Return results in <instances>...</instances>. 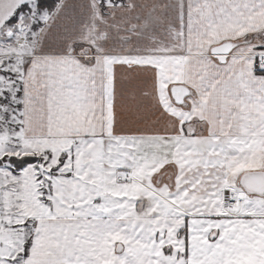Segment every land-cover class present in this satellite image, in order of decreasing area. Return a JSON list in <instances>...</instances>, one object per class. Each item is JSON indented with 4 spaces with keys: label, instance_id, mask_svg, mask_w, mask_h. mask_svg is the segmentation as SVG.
Masks as SVG:
<instances>
[{
    "label": "snow or ice",
    "instance_id": "snow-or-ice-1",
    "mask_svg": "<svg viewBox=\"0 0 264 264\" xmlns=\"http://www.w3.org/2000/svg\"><path fill=\"white\" fill-rule=\"evenodd\" d=\"M0 264H264V0H0Z\"/></svg>",
    "mask_w": 264,
    "mask_h": 264
}]
</instances>
